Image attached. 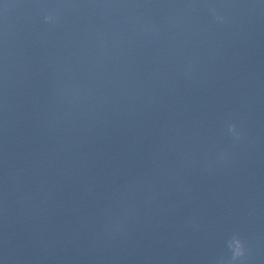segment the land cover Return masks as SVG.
<instances>
[{"label": "water", "instance_id": "obj_1", "mask_svg": "<svg viewBox=\"0 0 264 264\" xmlns=\"http://www.w3.org/2000/svg\"><path fill=\"white\" fill-rule=\"evenodd\" d=\"M263 28L264 0H0V131Z\"/></svg>", "mask_w": 264, "mask_h": 264}, {"label": "clouds", "instance_id": "obj_2", "mask_svg": "<svg viewBox=\"0 0 264 264\" xmlns=\"http://www.w3.org/2000/svg\"><path fill=\"white\" fill-rule=\"evenodd\" d=\"M212 14L214 15L215 19L218 21H223L224 17L217 14V10L215 8L211 9ZM54 17L52 15H48L45 17L46 22L52 21ZM229 131L234 133L236 132V126L230 125ZM228 247L232 250V259L227 262V264H233V261H235L237 258H240L244 256L245 254V248L243 241L240 239L238 235H234L229 241H228ZM220 264H224V261H221Z\"/></svg>", "mask_w": 264, "mask_h": 264}]
</instances>
